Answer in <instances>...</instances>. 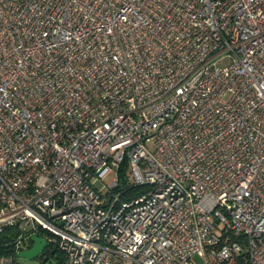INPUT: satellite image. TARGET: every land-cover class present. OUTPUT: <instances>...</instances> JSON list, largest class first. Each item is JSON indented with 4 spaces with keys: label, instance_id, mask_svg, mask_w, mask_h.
<instances>
[{
    "label": "built area",
    "instance_id": "2783aa9c",
    "mask_svg": "<svg viewBox=\"0 0 264 264\" xmlns=\"http://www.w3.org/2000/svg\"><path fill=\"white\" fill-rule=\"evenodd\" d=\"M21 223L64 264H264V0H0V235Z\"/></svg>",
    "mask_w": 264,
    "mask_h": 264
},
{
    "label": "trees",
    "instance_id": "16d2710c",
    "mask_svg": "<svg viewBox=\"0 0 264 264\" xmlns=\"http://www.w3.org/2000/svg\"><path fill=\"white\" fill-rule=\"evenodd\" d=\"M125 175H126V167L122 166L119 169V177H120V182H124L125 180ZM142 191L140 187H130L128 191L125 193V195H137ZM43 235H47L46 231L42 230L41 231ZM19 231L17 227H10L6 229L1 235H0V253L1 254H7V253H12L15 251L16 247V241H17V235ZM22 237H24L22 235ZM23 239V238H21ZM30 245L28 244L27 247ZM58 253V258L60 259V262L64 261L63 255L61 252L57 249V247L51 243L50 248L42 255L49 254L48 256ZM41 255V256H42Z\"/></svg>",
    "mask_w": 264,
    "mask_h": 264
},
{
    "label": "rangeland",
    "instance_id": "374dc122",
    "mask_svg": "<svg viewBox=\"0 0 264 264\" xmlns=\"http://www.w3.org/2000/svg\"><path fill=\"white\" fill-rule=\"evenodd\" d=\"M114 176H115V173H111V174L106 175L103 178V181L98 179L95 183L96 187L105 192L106 184H108L113 179ZM32 227H33L32 224H29V225H25L24 223L20 224V227L18 229L19 233L17 235L18 239L23 238L20 241V244H21L20 246L23 247L27 241L26 239L27 237H22V235H24V232H27V233L30 232L32 230ZM47 238L50 239L51 236L47 234ZM49 243H50V240H49ZM48 255L49 254L42 255L36 258H25V257H19L16 254L15 259L18 264H64L65 262V261L60 262V259L58 258V253L52 254L50 256Z\"/></svg>",
    "mask_w": 264,
    "mask_h": 264
},
{
    "label": "water",
    "instance_id": "95a60500",
    "mask_svg": "<svg viewBox=\"0 0 264 264\" xmlns=\"http://www.w3.org/2000/svg\"><path fill=\"white\" fill-rule=\"evenodd\" d=\"M31 245L17 253L19 257L25 258H36L39 257L45 246L47 245V240L45 237L38 235H31L29 238Z\"/></svg>",
    "mask_w": 264,
    "mask_h": 264
},
{
    "label": "flooded vegetation",
    "instance_id": "af4514ba",
    "mask_svg": "<svg viewBox=\"0 0 264 264\" xmlns=\"http://www.w3.org/2000/svg\"><path fill=\"white\" fill-rule=\"evenodd\" d=\"M38 236L45 237L42 233H39ZM26 244L31 245L30 240H27V241H26ZM50 244H51V243L47 242V245L45 246V248L43 249V251L41 252V254H40L39 256H41L42 254H44V253L49 249Z\"/></svg>",
    "mask_w": 264,
    "mask_h": 264
}]
</instances>
